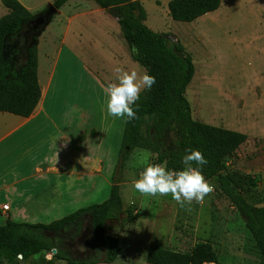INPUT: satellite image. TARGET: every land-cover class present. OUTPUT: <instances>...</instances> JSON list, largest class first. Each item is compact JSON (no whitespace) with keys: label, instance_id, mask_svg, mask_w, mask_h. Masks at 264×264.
Instances as JSON below:
<instances>
[{"label":"trees","instance_id":"16d2710c","mask_svg":"<svg viewBox=\"0 0 264 264\" xmlns=\"http://www.w3.org/2000/svg\"><path fill=\"white\" fill-rule=\"evenodd\" d=\"M8 13L0 18V111L22 116L33 113L41 97L38 81L39 33L29 27L35 17L20 0H1ZM69 0H55L57 8ZM113 14L128 43L132 58L153 75L156 83L142 91L136 105L137 119L126 120L121 158L142 147L156 153V164L169 170H182V158L189 150H199L207 160L201 169L212 179L243 217L264 264V206L251 203L236 180L224 172L225 159L234 155L249 135L196 120L186 89L195 74L193 57L185 47L171 38V33L157 32L147 24L148 13L138 0H93ZM223 0H170L173 20L192 22L218 10ZM138 51H133V49ZM138 105V107H137ZM258 141H263L264 138ZM197 166L198 165H193ZM259 179L248 178L256 186ZM125 215L124 223L137 220L125 208L119 184H114L108 199L82 207L51 223H29L8 220L0 226V262L28 260L43 254L39 264L111 263L119 257L120 239L109 234V221ZM90 228V252L75 258L66 248L67 241L78 238ZM59 251L53 253L54 249ZM52 257L47 258L46 254ZM145 261L151 264H234L219 260L212 243L201 242L188 251H179L159 244L149 246Z\"/></svg>","mask_w":264,"mask_h":264},{"label":"crops","instance_id":"0c3cea01","mask_svg":"<svg viewBox=\"0 0 264 264\" xmlns=\"http://www.w3.org/2000/svg\"><path fill=\"white\" fill-rule=\"evenodd\" d=\"M20 1L36 14L55 0ZM7 13L0 0V18ZM37 48L41 97L33 113L0 111V226L8 220L51 223L96 199L105 201L114 184H123L116 178L126 166L121 158L126 118L106 114L97 81H113L117 67L144 72L117 18L93 0H69L39 32ZM188 93L197 112L193 82ZM201 242L212 243L219 256L212 239L194 246ZM138 246L136 239L120 240L119 257L99 264H151L145 261L148 249L140 255Z\"/></svg>","mask_w":264,"mask_h":264},{"label":"rangeland","instance_id":"374dc122","mask_svg":"<svg viewBox=\"0 0 264 264\" xmlns=\"http://www.w3.org/2000/svg\"><path fill=\"white\" fill-rule=\"evenodd\" d=\"M138 1L147 10L148 26L157 32L171 33V38L193 57L195 74L189 87L193 82L199 92L196 112L187 88L193 117L249 135L236 153L225 159L224 172L236 180L251 203L264 206V142L258 141L264 138V0H223L218 10L192 22L171 18L170 0ZM119 31L127 42L120 25ZM138 66L147 72L145 67ZM144 151L150 154V162L156 164V153L135 147L122 160L126 166L116 178L117 183L123 182L120 188L124 206L137 214V220L124 223L126 214L121 215L108 222L109 234L118 236L123 244L138 240L140 255L153 244L190 250L195 241L212 239L222 262H263L243 217L214 180L205 178L214 191L205 196L203 203L194 201L185 208L171 195L152 197L135 192L132 182L139 178L142 166L136 165L134 158ZM254 177L259 179L258 184L249 185L248 178ZM103 201L96 199L93 203ZM90 239L86 223L78 238L66 240V248L75 258L86 257ZM42 256L19 258L9 264H39Z\"/></svg>","mask_w":264,"mask_h":264},{"label":"clouds","instance_id":"9594fccd","mask_svg":"<svg viewBox=\"0 0 264 264\" xmlns=\"http://www.w3.org/2000/svg\"><path fill=\"white\" fill-rule=\"evenodd\" d=\"M133 51L138 49L134 48ZM97 83L106 98V114L131 121L138 118L133 105H136L142 91L151 90L156 79L147 72L141 75L136 70L117 67L113 81L107 84L100 81ZM134 163L142 166V171L139 178L132 182V186L142 196L171 195L181 208H185L194 201L203 203L205 196L214 191V186L205 179L201 171L207 160L199 150L186 152L182 158L185 165L182 170H169L165 165L151 163L147 151L134 158Z\"/></svg>","mask_w":264,"mask_h":264},{"label":"water","instance_id":"95a60500","mask_svg":"<svg viewBox=\"0 0 264 264\" xmlns=\"http://www.w3.org/2000/svg\"><path fill=\"white\" fill-rule=\"evenodd\" d=\"M57 7L55 5H50L46 10H44L42 13L35 15L33 20L29 23V27L35 31L36 33H39L46 24L51 20V18L54 16V14L57 11ZM56 252V249L53 250V253Z\"/></svg>","mask_w":264,"mask_h":264},{"label":"built area","instance_id":"2783aa9c","mask_svg":"<svg viewBox=\"0 0 264 264\" xmlns=\"http://www.w3.org/2000/svg\"><path fill=\"white\" fill-rule=\"evenodd\" d=\"M3 209H4V210H9V205H8V204L4 205V206H3ZM50 255H52V254H51V253H48L47 256H50Z\"/></svg>","mask_w":264,"mask_h":264}]
</instances>
